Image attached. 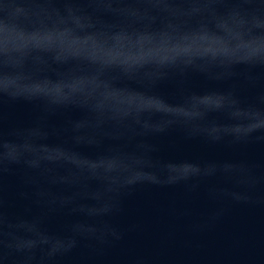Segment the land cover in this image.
Returning a JSON list of instances; mask_svg holds the SVG:
<instances>
[{
    "label": "water",
    "instance_id": "1",
    "mask_svg": "<svg viewBox=\"0 0 264 264\" xmlns=\"http://www.w3.org/2000/svg\"><path fill=\"white\" fill-rule=\"evenodd\" d=\"M0 138L264 188V0H0Z\"/></svg>",
    "mask_w": 264,
    "mask_h": 264
}]
</instances>
